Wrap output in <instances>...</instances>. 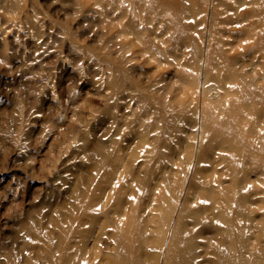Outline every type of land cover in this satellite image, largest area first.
<instances>
[{
    "label": "rangeland",
    "instance_id": "1",
    "mask_svg": "<svg viewBox=\"0 0 264 264\" xmlns=\"http://www.w3.org/2000/svg\"><path fill=\"white\" fill-rule=\"evenodd\" d=\"M261 160L264 0H0V264H41L70 212L102 261L120 191L121 225L148 229L129 237L128 264L141 244L155 253L143 264H163L197 167L217 192L253 166L264 220ZM213 234L192 238V264H234Z\"/></svg>",
    "mask_w": 264,
    "mask_h": 264
},
{
    "label": "bare ground",
    "instance_id": "2",
    "mask_svg": "<svg viewBox=\"0 0 264 264\" xmlns=\"http://www.w3.org/2000/svg\"><path fill=\"white\" fill-rule=\"evenodd\" d=\"M215 93L217 94V92H214V94ZM252 147L253 150L260 149L263 151V148L258 147L254 142L252 143ZM249 161L251 163H259V160L257 159ZM261 161L263 163L262 167H264V162L263 160ZM258 165L259 164H257V166ZM253 169L254 167L252 166L251 169L244 171L243 174H246L244 180L238 182L236 179L235 183L233 182V185H225L223 182L224 177L218 176L216 179L218 187L215 188L218 191L215 192V190L211 191V189H207L210 180H206L207 177L200 178V168L197 167L187 192L188 197H186L184 203L179 209L175 228L172 229L171 234L167 237V251L166 255H164L163 264H192V258L189 255L190 251L192 252L191 248H193L192 238L195 237V235L203 234L208 230H213V236L216 237L219 244L223 246L218 247L217 253L220 260L227 258L228 260H234V264H259V261L264 264V220L259 222L257 218H254L257 209L262 208L260 205L257 207L255 205L256 202L254 201L255 196L260 192V188L255 186V181L249 176ZM262 171L264 172V169ZM227 173L230 174V177H234L235 171L231 168L229 171H226V174ZM203 179H205L204 185L207 193H199L196 197V201L201 199L206 200L201 202L202 205L197 204L195 209H193L192 204H195L196 201L190 204L189 198L191 197V193H193L192 189L203 187ZM133 180L136 181L138 178L136 177ZM127 182L128 181L125 180V178H122L118 183L119 190H123L124 187L127 186ZM143 183L144 182H142V184ZM147 186L148 184H146V187ZM239 187H241V190L237 189ZM261 191L264 192V189ZM122 194L123 193L120 191L119 195L122 203L120 205L118 204L115 209L116 211L113 212L110 207L104 212L106 220L102 227H108L109 225L113 226L110 238L113 239L116 246L112 249L113 251L108 253L106 257L102 258V261H98L97 257L91 259L88 256V233H86L84 238L78 237L74 234L75 232H81L82 229L80 227L74 229L71 221L74 219V222L79 220L82 223L85 214L80 216L79 213L70 212L71 220H67L65 224L58 225L60 231L58 237L52 236L51 239L48 240L51 244L60 243L56 246L58 249H53L51 253H48V251L44 249V252L39 257L41 264H128L129 257L132 261L134 255L130 256L132 251H130V246L127 245L129 241L128 239L129 237L132 239L131 236L134 235L141 236L143 233L146 234L148 229L146 225H139L137 230H133L130 228L131 226L129 222L121 225L120 222H122V215L125 211L123 200L121 199ZM133 194L134 196L137 195L135 190L133 191ZM139 199L138 202L142 203L143 198L139 197ZM259 200L264 203V196ZM206 201L209 202L207 206L204 204ZM134 209L135 208H133L131 212ZM207 210H213V215H208L206 213ZM189 213L195 216L201 214L200 217L203 216L204 219L198 220L195 216L193 218H188L186 216H188ZM133 218L134 217L132 216V219ZM96 220L97 217H93L91 222H95ZM218 220H220V223L217 224ZM214 221L216 224H214ZM209 224L212 225L209 226ZM69 230H72L71 237H68V234L66 235ZM78 238L81 240L80 242H77V244L79 243L78 245L75 243L77 245H75V248L69 245L72 241H77ZM52 239H57V241L55 242V240ZM129 242H131V240ZM71 244L73 245V243ZM260 244L261 246H259ZM225 246L232 248L234 250L233 253L235 254H229ZM144 247L145 246L141 244L139 248L140 254L135 255L136 259L134 264H143V260H152L154 257L155 253ZM51 256H53V258ZM222 263L223 261L220 262V264Z\"/></svg>",
    "mask_w": 264,
    "mask_h": 264
}]
</instances>
